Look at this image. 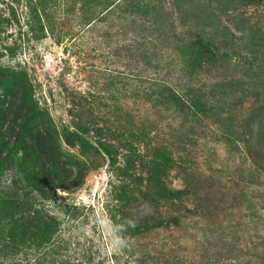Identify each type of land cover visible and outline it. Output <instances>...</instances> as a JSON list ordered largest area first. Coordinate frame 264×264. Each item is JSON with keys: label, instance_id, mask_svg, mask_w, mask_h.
<instances>
[{"label": "rangeland", "instance_id": "1", "mask_svg": "<svg viewBox=\"0 0 264 264\" xmlns=\"http://www.w3.org/2000/svg\"><path fill=\"white\" fill-rule=\"evenodd\" d=\"M0 264H264V0H0Z\"/></svg>", "mask_w": 264, "mask_h": 264}]
</instances>
